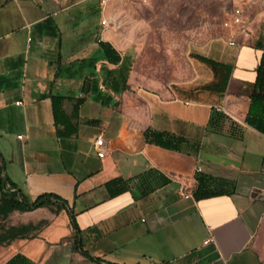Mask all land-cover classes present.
I'll list each match as a JSON object with an SVG mask.
<instances>
[{
    "label": "crops",
    "instance_id": "1",
    "mask_svg": "<svg viewBox=\"0 0 264 264\" xmlns=\"http://www.w3.org/2000/svg\"><path fill=\"white\" fill-rule=\"evenodd\" d=\"M79 1L0 0V195L66 200L0 216V232L21 228L0 242V264H264V133L245 120L264 97L261 38L250 26L194 52V85L135 88L129 54L100 22L109 15L93 32L71 11Z\"/></svg>",
    "mask_w": 264,
    "mask_h": 264
},
{
    "label": "rangeland",
    "instance_id": "2",
    "mask_svg": "<svg viewBox=\"0 0 264 264\" xmlns=\"http://www.w3.org/2000/svg\"><path fill=\"white\" fill-rule=\"evenodd\" d=\"M80 1L71 11L87 18L93 32L101 33V13L109 15L107 29L113 41L129 54L135 88H155L196 84L200 71L193 53H205L212 41L227 36L224 22L243 0H153L133 5L111 0L105 11L98 0ZM249 9L255 14L249 39H264L258 3H252ZM240 39L237 35V41ZM242 59L241 55L238 62H233L237 71L242 70Z\"/></svg>",
    "mask_w": 264,
    "mask_h": 264
},
{
    "label": "trees",
    "instance_id": "3",
    "mask_svg": "<svg viewBox=\"0 0 264 264\" xmlns=\"http://www.w3.org/2000/svg\"><path fill=\"white\" fill-rule=\"evenodd\" d=\"M100 43H104L108 45V51L104 49V55L109 61L117 62L120 59V56L117 50L112 46L111 43L109 42L106 43L103 41H100ZM256 45L259 48H261L259 65L257 67V75H258L257 84H259L260 86H263L264 85V39L262 38L258 39L256 42ZM200 58L204 61H207L211 65L215 66V68L219 64L218 61H215L203 55H201ZM224 67L227 70L230 69L229 66H224ZM51 98H52V107H53V114L55 117V121L61 122V117L63 118L65 116L64 110L62 108V96L61 95H51ZM245 120L250 125L254 126L255 128H257L258 130L264 133V97L253 96L251 98V112L249 111ZM151 133L155 136L157 141H159L161 144L165 146L176 147L177 146L176 143L178 144V142L181 141V139H178V140L174 139L176 143H173V141H170L171 139L170 140L168 139L169 141L167 140L168 141L167 142L163 140L165 133L155 132V131H151ZM1 157L2 156L0 153V158ZM1 170H2V166H0V172ZM119 180H120L119 178L111 179L106 183V185L110 186L112 184H116L117 182H119ZM210 193H213V191L207 192L206 194H210ZM49 198H54L58 201H61L62 204H66L65 199H62L57 194L50 193V192L42 193L33 200L28 199L21 192H19V194L15 193L14 191H10L9 193L1 192L0 216H5L8 214V212L14 209L25 210V209H32L38 206L45 205L47 204L48 202L47 200ZM58 206H61V204H59ZM69 215H70L71 222L73 223V225L76 226V222L74 221L73 212L71 208H69ZM20 229L21 228L18 226H9L5 231L0 232V242H4L10 238H13L14 236H16V234L18 233ZM80 250L83 254L87 255L90 259L97 260V261L100 260L99 257L91 255L87 250L83 248H80ZM7 264H10V261ZM107 264H119V263L107 261Z\"/></svg>",
    "mask_w": 264,
    "mask_h": 264
},
{
    "label": "built area",
    "instance_id": "4",
    "mask_svg": "<svg viewBox=\"0 0 264 264\" xmlns=\"http://www.w3.org/2000/svg\"><path fill=\"white\" fill-rule=\"evenodd\" d=\"M102 7H105L111 0H98ZM124 4H145L149 3L153 0H113ZM258 3L260 9V19L264 22V0H243L241 3H237L232 11L230 17L225 20L224 25L227 28V42L229 44H235L237 42V35L240 37L245 36L248 30L250 29V25L255 20L254 12L251 13L249 7L252 3ZM101 24L103 26L109 25V19L106 16L101 18ZM235 27V29H233ZM19 103V100L16 101ZM18 137H21V134H18ZM95 144L97 147V154L102 156L104 154V150L102 149L103 138L101 135L95 140ZM197 170H200V166L196 167Z\"/></svg>",
    "mask_w": 264,
    "mask_h": 264
}]
</instances>
